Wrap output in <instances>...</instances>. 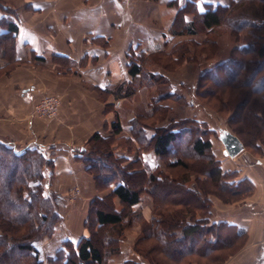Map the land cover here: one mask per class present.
<instances>
[{
    "label": "rangeland",
    "instance_id": "1",
    "mask_svg": "<svg viewBox=\"0 0 264 264\" xmlns=\"http://www.w3.org/2000/svg\"><path fill=\"white\" fill-rule=\"evenodd\" d=\"M93 1H99V3L94 5L93 11L101 15V13L106 10L105 8L102 9L101 0ZM119 1L120 4L111 2L109 5L110 12H108L110 13V20H108V24L110 25V33L108 35H96L92 32L88 35H84V37H73L76 40L70 45L67 44V47L64 45L61 47V44L60 46L58 45L63 51H68V54L75 57L76 62L70 61L72 59L70 55H67L71 58L69 60L68 57H65L63 54H58L57 52L51 55L45 54L47 57L44 59V63L41 64L46 73H50L52 76L56 77L58 75L57 71L63 70L65 71L63 74L64 77L69 81L92 92L101 102L103 114H95L94 117L91 118L90 127L92 130L89 132H78L79 137H62L54 130L53 132L48 130L37 131L35 137L40 140L42 146L38 145L35 147H38L43 155L52 159L54 154L51 155L49 152L50 147L55 148L59 146H65L67 149L72 148L75 153L78 152L80 146H83L86 154L97 156L100 153L94 151L91 141L93 135L99 133L102 137L108 139V148L114 151L113 153L116 158L120 155H124L122 158L125 160L121 162L118 158L117 164L127 167L132 158L135 159L134 157L139 156L142 161V166L147 172L158 169L165 170L166 163L175 159L174 156L160 158L150 150V147L142 146V148L139 149L137 144L129 143V137L131 136L129 127L133 122L131 119L136 115H142L144 118L142 120V125L144 126V124H147V127L145 126L147 128V135L152 133L156 127H166L169 125L181 126L182 124H186L188 128L196 127L202 130V128L205 127L210 129L211 134L208 135V137L211 140L212 148L209 155L219 160L223 169L238 171L235 172L233 176L234 180L242 176L244 177V175H246V166L249 165L251 157L253 155H259L255 152L256 149L254 150L249 145H245L243 150L234 158L225 156L223 155V144L220 142L218 136L221 129H227L232 132L233 127L238 130L242 127L241 120L238 122L232 120V107H235L238 103L241 92L247 91L250 100H255L257 96L245 87L239 86L238 88H234L229 85L219 87V85L217 86V81L212 83V81L205 80L200 83L199 79L200 75L203 74L207 68L225 59L231 52L233 46L240 45L245 41L253 39L249 37L248 33L251 31L255 32L254 28L234 31L232 30V25L236 26L246 19L255 20L264 18V0H240L236 3L233 2L231 3L232 5L228 7L225 13L226 15L224 16V23L222 22L219 28L215 27L211 32L205 31L202 28L199 29L201 31L196 34L184 33L179 35L173 32L177 29L175 25L176 11L190 0H187L186 3L179 2V5L169 2L170 0H160V4L159 0H136L135 4H121V0ZM26 2L27 0H0V16L6 17L9 14L15 18L17 14L20 16L23 15L27 12L26 9H28ZM70 2L66 5L70 8L78 7V9L85 7L88 3H84V5L78 3L79 1L77 2L78 4L75 3L74 0ZM203 3L202 1L201 4L198 5L200 10L202 9ZM159 6L161 8H159ZM6 8L8 9L7 11ZM171 9H174V12H171L169 16H164L163 19L160 18V12L170 11ZM9 10L10 13H7ZM156 10L158 11L157 17L153 13V11ZM126 12H132L133 20L126 21L119 18L120 14L125 15ZM184 13L188 21L193 18V13L191 11L188 10ZM98 18L99 19L95 20V23L101 25V18ZM105 22L104 20V23ZM143 26H146L145 28H148V30H145ZM94 28H97V26ZM261 34L264 35V32ZM49 38H51L53 42L59 43V41L64 40L65 37L53 34L50 35ZM191 39L193 40L190 41ZM206 39H209L208 43L204 44L203 41L206 42ZM87 44H93L95 47L99 46L100 48L98 47L97 50L94 49L93 51H85L84 53L87 55L83 57L84 54H81L78 58V54L82 52L81 50H83ZM176 44H181L188 50L184 53V57L180 58L176 55L175 50L172 49ZM111 46L113 47L111 48ZM75 49H78V51H75ZM177 52L182 53V51ZM10 55L7 57H10ZM111 59H113V61L116 60L117 63H114V70H110L109 68L108 75L116 80L111 83V87L109 88L111 93L101 94L100 88L98 89L96 84L90 81L91 79L94 80L95 76L90 74H88V76L84 75L85 69L86 67L92 68L94 66L109 63L108 61ZM6 61V58L0 57V65L7 63ZM30 61L32 60H28L27 58L23 60V62L12 63L13 68L9 74L1 75L0 72V78L9 76L13 71L25 69V64L27 65ZM132 62H137L140 65V73H138L134 79L127 74L129 65ZM121 69L126 71V77L124 73H121ZM89 71L87 73H89ZM262 72H264V70H262L261 73ZM152 73L154 74L153 80L147 77V74ZM121 83L124 85L123 91H125L129 84L134 86L135 91L130 95H126L124 102L121 101L120 104V101L114 97L113 92H115L117 86ZM215 92H219L218 95ZM46 95H55L59 98L58 95L52 93ZM160 97H162L160 101H156L158 100L157 98ZM38 99L31 105V111L34 115L36 114L33 111V106ZM228 106H230V108ZM58 114L59 107L58 112L53 117L36 116L40 117L42 120L44 119L46 124H48V120L57 119L59 116ZM0 118L7 119V117H3L2 115H0ZM9 120L8 123L11 126L13 125L12 128L14 132L20 133L21 125L18 123L17 117L12 116ZM115 123L120 125V131H117L114 125ZM10 131L12 132V130ZM239 131L240 136L246 140L247 137L245 132ZM12 136L17 137L14 133ZM69 142L71 143L69 144ZM67 143L69 145H67ZM181 148L182 147H180V151ZM186 152L185 155L187 156L184 157V161H186L190 167L187 169L181 167L169 168L167 172L170 173L172 177L176 178L175 183L180 181L182 175H186L185 179L187 180L183 183L189 188L203 192L205 197L210 199L203 210L194 207L192 210L187 211L188 214L194 212L193 217L190 215L187 216L188 219L205 217L207 218L205 225L214 223L217 225V229L221 226L222 228L219 231L222 230L223 232H229L227 228H223L225 227L223 224L227 222L234 223L239 228L246 230V226L241 222L243 220L240 217L246 213L245 197L237 201L225 202L221 198L224 194L214 189L207 181L205 173L207 159L205 157H197L190 149ZM101 156L103 157V155ZM74 158L76 159L74 160V164H72L73 168L71 172L65 174L64 171L68 170V168L59 169L54 163L52 166L48 167L49 171L47 170L48 172H46L44 178L41 179V184L44 186V193L53 198L60 212L61 219L58 222H54V230L52 229L53 233L51 235H44L46 234L44 233L45 231L48 232L47 222L41 224V229L38 231L35 230L31 235V237H33L41 234L40 238H34L33 240L37 249L38 259L41 260L43 264H57L54 261L51 262L50 258L54 256V253L61 248V246H65L62 242L65 240L76 242L78 237L85 234L87 236L92 235L100 246L103 245L104 252L109 255L108 259L106 258L108 264H121L126 260L145 261L146 259L143 254L141 255L135 252V247L137 246L136 241L142 238L146 233L148 234L151 219L156 216L153 213V211H155L153 196L144 192L141 194V200L138 204L132 208H126L127 212L130 211L132 213L130 217H128L127 212L124 215V229H122L120 233H114V230H112L110 226L101 227L100 229L97 227L94 229L92 226L88 227L85 221L87 220L90 210V201L97 195L107 197L111 188L114 187L117 182L113 181L110 187L105 188V190H99L97 188L99 183L95 178V173H97V171L86 170L87 164L81 158ZM104 160L108 162L106 159ZM33 163L35 165V162ZM142 166L138 163V167L127 168L128 170H134L139 167L142 168ZM9 171L10 169L0 166V182L7 180ZM133 172H136V170ZM116 179L118 178L116 177L115 180ZM175 183L173 186L166 187L168 194L164 199L161 200L159 198V202L162 204L161 208L164 209V211H172V213L175 211L177 213L180 211L183 212L184 210V207L180 204L182 200L181 196L178 192H174L173 187L177 186V183ZM111 199L110 197V200ZM112 204L119 211L123 209L119 201L114 198ZM16 208L15 206L12 207L13 210L17 211ZM158 210L157 208V211ZM18 212L21 214L20 210ZM156 217L160 218L158 214ZM31 222L33 221L29 223ZM33 223L39 226V223ZM3 224L6 225L4 227L2 225L0 226V235H2L0 238H5V233L7 236L6 239L14 241V238H10L13 237V234L10 233L17 230V227L15 224L11 225L5 220ZM5 228L10 229H8V231L3 230ZM90 228L93 229L92 232ZM173 228V230H175V227ZM23 231H25V229L21 228L20 232ZM95 233H98L99 236L95 235ZM110 235H115V237L120 238V242L114 244L113 249H109L110 246L103 242L104 238ZM237 240L238 242H234V244H239L241 241H244L233 253H230V251L235 248V245L222 248V246H224L223 243H219V247L213 251L217 258L223 257V261L220 264H264V245H251L247 230L246 236L244 238H238ZM198 242L200 244L199 240ZM151 244L159 245L156 239L149 238L142 242L141 247L145 250ZM193 244L194 242H190L187 246L196 249V244H194V246ZM105 246H107V248H105ZM198 247L199 245L197 248ZM115 249L116 251H114ZM206 252L207 251L203 249V255L197 253L190 254L186 256L187 260L180 264L209 263L207 256H211L212 252L208 255ZM155 254L164 260V262L177 264L168 259L160 251ZM210 264H215V262Z\"/></svg>",
    "mask_w": 264,
    "mask_h": 264
},
{
    "label": "trees",
    "instance_id": "2",
    "mask_svg": "<svg viewBox=\"0 0 264 264\" xmlns=\"http://www.w3.org/2000/svg\"><path fill=\"white\" fill-rule=\"evenodd\" d=\"M239 1L229 0L226 5L203 3L200 10L197 4L190 0L176 11L175 25L177 29L173 32L177 35L184 33L196 34L202 28L211 32L215 27L219 28L222 22L224 23L225 13L228 7L232 5L231 3ZM169 2L178 4V0H170ZM188 10L193 13V18L189 21L184 13ZM7 13H10V10ZM15 18L9 14L6 17L0 16V57L7 59V63L0 65L1 75L9 74L13 68L12 63L23 62V59H20L15 53V34L18 29ZM232 27L234 31L254 28L255 32L251 31L248 33L249 37L253 39L233 46L225 59L207 68L200 75L199 82L202 83L205 80H209L212 83L217 81V86L219 85V87L224 85L234 88L245 87L257 96L255 100H250L249 93L242 91L238 103L235 107H232V120L237 122L241 120L242 127L239 130L245 132L247 141L240 136L238 129L233 127L232 132H230L240 139L244 147L249 145L252 149H256L255 152L257 154L261 155L264 154V72L261 73L264 70V35L261 34L264 32V18L246 19L236 26L232 25ZM208 40L206 39V42L203 41L204 44L208 43ZM172 49L175 50L176 55L180 58L184 57V53L188 51L181 44H176ZM177 51H182V53ZM8 54H11L10 57H7L9 56ZM128 73L134 79L140 73L139 63H130ZM152 74H147V77L153 80L154 74ZM123 87V83L117 86L115 92H113L115 97L130 95L135 91L132 84H129L125 91H123ZM218 93L216 94L218 95ZM161 98H157L158 100L156 101H160ZM228 107L230 108V106ZM143 119L142 115H136L131 119L133 122L129 127V130H131L129 143L137 144L139 149L142 146L150 147V150L160 158L174 156L175 159L166 163L165 170L158 169L147 172L138 156L134 157L135 159L132 158L127 167H138L139 163L142 168L128 170L126 166L117 164V160L120 159L121 162L125 160L122 158L124 155L116 158L114 151L108 148V139H105L99 133L94 134L91 141L93 143L92 148L100 154L97 153V156L86 154L84 152L85 148L80 147L75 157L81 158L87 164L86 170L97 171L96 175H94L99 183V186H97L99 190H105V188L110 187L113 181L117 183L111 188L107 197L98 195L93 197L90 201V210L85 224L88 227H94V229L95 227L100 229L101 227L110 226L114 233H120L124 229L123 220L127 212L126 208H132L138 204L141 200V194L147 192L153 196L155 201V211L153 213L156 216L157 214L160 216V218L154 216L151 219L148 234L146 233L136 241L135 252L143 254L147 261L126 260L121 264H170L164 262L155 254L159 251L172 262L180 264L187 260L186 256L190 254L203 255V249L207 251V255L212 252L211 256L206 255L209 263L203 264L212 262L220 264L223 261V257L217 258L213 253L219 247V243L224 244L222 248L235 245V248L230 251V253H233L242 245L244 240L239 244H234V242H238V238H244L246 230L239 228L234 223L227 222L223 224L225 225L223 228H227L229 232H223L222 230L219 231L222 227L220 226L217 229V225L214 223L205 225L207 220L205 217L188 219L187 216L193 217L194 212L188 214L187 211L192 210L194 207L203 210L210 199H207L203 192L187 187L183 183L187 180L185 179L186 175H182V180L180 179L176 184V178L172 177L167 171L169 168L181 167L187 169L190 167L184 161V157L187 156L185 154L188 149L192 150L197 157H205L207 159V167L205 168L207 181L214 189L224 194L221 198L225 202L237 201L251 194L254 189L251 179L244 175V177L234 180L233 176L238 171L223 169L220 161L209 155L212 148L211 140L208 137L211 134L210 129L205 127L202 130L196 127L188 128L186 124L181 126L169 125L156 127L152 133L147 135V124L142 125ZM114 125L117 131H120V125L117 123ZM223 130L227 129H221L219 135ZM180 147H182L181 151ZM104 159L108 162H105ZM33 162H35V165ZM53 164V159L43 155L38 147H26L16 152L10 145L0 142V166L10 169L7 180L0 182V226L4 227L7 224H3L5 220L11 225L15 224L17 227V230L10 233L13 234V237L10 238H14V241L6 239L5 233L4 240L0 238V264H43L38 259L37 249L33 243L34 238H40L41 234L33 237L31 235L35 230L41 229L40 225L46 222L48 232L45 231L44 233L46 234L44 235H51L54 230V222H58L61 219L60 212L53 198L44 193V186L41 184L44 174L49 171L48 167ZM135 170L136 172H133ZM116 177L118 179L115 180ZM174 183L177 185L173 187L174 192H178L182 198L180 204L184 207L183 212L177 213L175 211L172 213V211H164L161 208V202H159V198L162 200L168 194L166 187L173 186ZM110 197L112 198L111 200ZM113 198L119 201L123 209L119 211L113 206ZM11 206L17 207V211L13 210ZM157 208L159 209L158 211ZM19 210L21 214L18 212ZM131 213L130 211L127 212L128 217H130ZM30 221L39 223V226L33 222L29 223ZM173 227H175V230H173ZM21 228H24L25 231L20 232ZM8 229L10 228L3 230L8 231ZM90 230L91 232L93 231L92 228ZM95 235L99 236L98 233H95ZM112 236L102 239L103 242L110 246L109 249H113L114 244L120 242L119 237ZM149 238L156 239L159 245L151 244L145 250L142 249V242ZM190 242L196 244V249L187 246ZM62 244L65 246H61L54 253V256L50 258L51 262L54 261L57 264H108L106 258L108 259L109 255L104 252L103 245L100 246L92 235H83L76 242L65 240ZM198 245L199 247L197 248Z\"/></svg>",
    "mask_w": 264,
    "mask_h": 264
},
{
    "label": "crops",
    "instance_id": "3",
    "mask_svg": "<svg viewBox=\"0 0 264 264\" xmlns=\"http://www.w3.org/2000/svg\"><path fill=\"white\" fill-rule=\"evenodd\" d=\"M70 1L71 0H27V12L21 16L17 14L16 23L18 29L15 34V53L20 59L25 60L28 58V60L32 61L27 65L25 64V69L13 71L9 76L0 78V115L7 117V119L0 118V142L10 145L16 152L29 146H42L40 140L35 137V133L41 130H48L50 132L54 130L62 137H79L78 132H89L92 130L90 127L91 118H93L95 114H103L102 104L92 92L69 81L64 77L63 74L65 71L63 70L57 71L58 75L56 77L52 76L50 73H46L41 64L44 63V59L47 57L45 54L51 55L57 52L58 54H63L65 57L70 55L72 59L68 57L69 60L71 59V62H76L75 57L68 54V51H63V49L59 47L60 44L61 47H63V45L67 47V44L70 45L76 40L73 37H84V35H88L92 32L96 35H108L110 33V25L108 24V20H110L109 5L111 2L120 4V1L101 0L102 9H106L101 15L93 11L94 5L99 3V1L74 0L75 3L79 1L78 3L81 4L88 2L86 5L84 4L85 7L79 9L78 7L70 8L67 6L66 4ZM186 1L187 0H178V5L179 2L186 3ZM193 1L197 4L198 8V5H200L202 1L204 3H213L214 5H226L229 2V0ZM135 2L136 0H121V4H135ZM160 3L161 1L159 0V4ZM159 8L161 7L159 6ZM171 12H174V9L160 12V18L163 19L164 16H169ZM153 13L157 17L158 11H153ZM98 17L101 18V25L95 23V20L99 19ZM119 18L131 21L133 20L132 12H126L125 15L120 14ZM104 20L106 21L105 23ZM96 26L97 28H94ZM143 27L145 30H148V28H145L146 26ZM53 34L65 38L59 41V43H56L49 38V36ZM98 47L99 46L95 47L93 44H87L85 48L81 50L82 52L78 54V58L81 54H84L83 57L86 56L87 54L85 55V51L97 50ZM112 47L113 46H111V48ZM75 51H78V49H75ZM108 62L109 63L94 66L92 68L86 67L85 69L84 75L88 76V74H90L95 76L94 80L91 79L90 81L95 83L98 89L100 88L101 94L111 93L109 88L111 87V83L116 80L108 75V71L109 68L110 70H114V63L117 62L116 60L113 61V59ZM121 70V73H124L126 77V71L123 69ZM88 71L89 73H87ZM49 93L56 94L60 98L59 116L57 119L48 120L49 123L46 124L44 119L42 120L32 113L31 105L38 98ZM115 98L118 99L121 104V101L124 102L126 97L121 96ZM9 116L17 117L18 123L21 125L20 133L14 132L12 128L13 125L11 126L8 123L10 121ZM10 130H12V132ZM13 133L17 137L12 136ZM28 138L30 139L26 140ZM70 143L71 142H69V144ZM69 144L67 143V145ZM80 147L82 148L83 146ZM49 152L51 155L54 154L53 161L55 166H58L59 169L68 168V170L64 171L65 174L72 171V164H74V160L76 159L74 158L76 153L72 148L67 149L65 146L50 147ZM246 175L251 179L254 189L251 194L245 197L246 213L240 216L243 220L241 222L246 226L251 245H264V154L260 156L253 155L251 157L249 165L246 166ZM83 235L85 234H82V236ZM80 237H78V239Z\"/></svg>",
    "mask_w": 264,
    "mask_h": 264
},
{
    "label": "built area",
    "instance_id": "4",
    "mask_svg": "<svg viewBox=\"0 0 264 264\" xmlns=\"http://www.w3.org/2000/svg\"><path fill=\"white\" fill-rule=\"evenodd\" d=\"M59 98L55 95H43L33 106L36 115L53 117L58 112Z\"/></svg>",
    "mask_w": 264,
    "mask_h": 264
},
{
    "label": "water",
    "instance_id": "5",
    "mask_svg": "<svg viewBox=\"0 0 264 264\" xmlns=\"http://www.w3.org/2000/svg\"><path fill=\"white\" fill-rule=\"evenodd\" d=\"M220 141L224 146L223 154L229 157H235L244 148L240 139L229 130H223L219 135Z\"/></svg>",
    "mask_w": 264,
    "mask_h": 264
}]
</instances>
